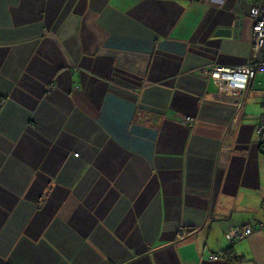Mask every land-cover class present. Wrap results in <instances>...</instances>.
Masks as SVG:
<instances>
[{
	"label": "crops",
	"instance_id": "0c3cea01",
	"mask_svg": "<svg viewBox=\"0 0 264 264\" xmlns=\"http://www.w3.org/2000/svg\"><path fill=\"white\" fill-rule=\"evenodd\" d=\"M257 1L0 0V264H264Z\"/></svg>",
	"mask_w": 264,
	"mask_h": 264
},
{
	"label": "built area",
	"instance_id": "2783aa9c",
	"mask_svg": "<svg viewBox=\"0 0 264 264\" xmlns=\"http://www.w3.org/2000/svg\"><path fill=\"white\" fill-rule=\"evenodd\" d=\"M250 16L254 20L253 25V50L247 64L235 67L214 66L211 70L203 72L207 77L213 79L221 91L233 94L238 101H243L244 95L253 86L257 75L264 74V0H258ZM262 106L264 108V88ZM260 123L255 131L264 149V114L260 117ZM185 121L192 122L193 119L186 117ZM247 236L242 226L232 228L226 237L230 244H235ZM223 254H212L211 260H222Z\"/></svg>",
	"mask_w": 264,
	"mask_h": 264
},
{
	"label": "rangeland",
	"instance_id": "374dc122",
	"mask_svg": "<svg viewBox=\"0 0 264 264\" xmlns=\"http://www.w3.org/2000/svg\"><path fill=\"white\" fill-rule=\"evenodd\" d=\"M263 88H264V74L259 73L253 82V91L249 93L247 101L246 114L248 116L254 115L259 118L263 113L260 105V101L263 100Z\"/></svg>",
	"mask_w": 264,
	"mask_h": 264
},
{
	"label": "water",
	"instance_id": "95a60500",
	"mask_svg": "<svg viewBox=\"0 0 264 264\" xmlns=\"http://www.w3.org/2000/svg\"><path fill=\"white\" fill-rule=\"evenodd\" d=\"M227 33H229L228 30H219L217 35H218V36H224V35L227 34Z\"/></svg>",
	"mask_w": 264,
	"mask_h": 264
}]
</instances>
